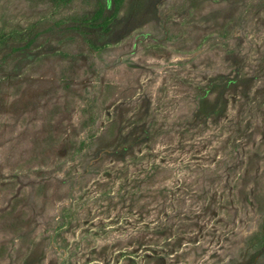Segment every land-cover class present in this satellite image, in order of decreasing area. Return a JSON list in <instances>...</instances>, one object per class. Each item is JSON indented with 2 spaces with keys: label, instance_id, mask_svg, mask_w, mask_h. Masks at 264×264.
<instances>
[{
  "label": "rangeland",
  "instance_id": "1",
  "mask_svg": "<svg viewBox=\"0 0 264 264\" xmlns=\"http://www.w3.org/2000/svg\"><path fill=\"white\" fill-rule=\"evenodd\" d=\"M97 2L0 0V264H264V0Z\"/></svg>",
  "mask_w": 264,
  "mask_h": 264
},
{
  "label": "trees",
  "instance_id": "2",
  "mask_svg": "<svg viewBox=\"0 0 264 264\" xmlns=\"http://www.w3.org/2000/svg\"><path fill=\"white\" fill-rule=\"evenodd\" d=\"M124 1L125 0H98L94 14L90 21L91 27L102 28L105 32H108V24L114 15H116ZM50 2L54 5L66 6L71 2V0H50ZM259 235L263 241L262 243H264V222L260 227L258 236Z\"/></svg>",
  "mask_w": 264,
  "mask_h": 264
}]
</instances>
